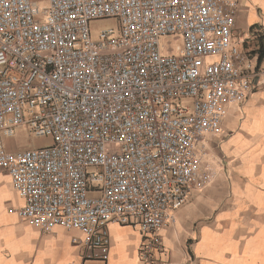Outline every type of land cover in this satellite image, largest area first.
<instances>
[{
  "label": "built area",
  "instance_id": "obj_1",
  "mask_svg": "<svg viewBox=\"0 0 264 264\" xmlns=\"http://www.w3.org/2000/svg\"><path fill=\"white\" fill-rule=\"evenodd\" d=\"M39 1L0 0V176L24 199L7 211L79 232L91 260L109 258L111 222L132 226L155 264L213 178L206 137L257 87L263 32L238 36L237 0ZM104 19L117 27L93 38ZM21 126L52 143L8 150Z\"/></svg>",
  "mask_w": 264,
  "mask_h": 264
},
{
  "label": "crops",
  "instance_id": "obj_2",
  "mask_svg": "<svg viewBox=\"0 0 264 264\" xmlns=\"http://www.w3.org/2000/svg\"><path fill=\"white\" fill-rule=\"evenodd\" d=\"M237 34L257 45L263 32L264 0H237ZM264 51V50H263ZM263 70L253 93L230 106L221 128L206 137L213 178L175 214L162 230L165 252L155 264H264V54ZM24 199L0 176V264H145L140 232L109 224V258H84L72 242L79 232L56 227L42 233L26 220L8 213Z\"/></svg>",
  "mask_w": 264,
  "mask_h": 264
},
{
  "label": "rangeland",
  "instance_id": "obj_3",
  "mask_svg": "<svg viewBox=\"0 0 264 264\" xmlns=\"http://www.w3.org/2000/svg\"><path fill=\"white\" fill-rule=\"evenodd\" d=\"M41 5H46V0H40ZM118 22L116 19H104L97 20L90 23L93 38H97L99 32L103 28L117 27ZM177 44H181V40L178 39ZM176 48L174 49V51ZM5 147L8 150H25L30 148H39L52 143L50 136H40L30 132L25 127H18L16 133L11 137L4 138Z\"/></svg>",
  "mask_w": 264,
  "mask_h": 264
},
{
  "label": "trees",
  "instance_id": "obj_4",
  "mask_svg": "<svg viewBox=\"0 0 264 264\" xmlns=\"http://www.w3.org/2000/svg\"><path fill=\"white\" fill-rule=\"evenodd\" d=\"M263 54H264V51H263Z\"/></svg>",
  "mask_w": 264,
  "mask_h": 264
}]
</instances>
